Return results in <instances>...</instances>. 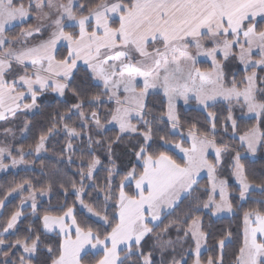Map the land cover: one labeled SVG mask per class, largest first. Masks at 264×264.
<instances>
[{"label": "snow or ice", "instance_id": "6c2138e0", "mask_svg": "<svg viewBox=\"0 0 264 264\" xmlns=\"http://www.w3.org/2000/svg\"><path fill=\"white\" fill-rule=\"evenodd\" d=\"M262 23L264 0H97L92 4L0 0V120L15 119L18 113L37 108L38 97L49 90L60 97L71 91L78 101L66 115L53 117L34 149L29 145L25 151L21 144L15 155L12 144L0 146V170L28 163L25 158L33 151L36 156L46 151V142L58 134L60 122H65L68 139L62 152L75 151L72 140L81 137L84 129L90 132V125L98 129L115 126L117 142L126 134L142 138L134 151L136 162L118 188L113 168L107 169L103 185L95 184L101 160L93 145L104 142L94 141L92 135L87 141L91 158L86 170L82 163L76 173L79 187L73 179L69 192L67 184L60 183L65 202L74 195L73 204L78 201L96 217V228L79 222L71 206L60 215H51L50 210L38 215L37 192L28 180L9 188L0 199V209L13 193L20 195V203L0 222V264H155L153 250H159L160 264H225L231 232L216 240L213 247L219 249L218 255L202 259L211 235L203 214L220 219L235 212L228 180L218 171L226 152L235 153L229 167L239 186L240 201L247 200L254 189L264 194V183L250 181L243 162L264 151V78L257 75V69L264 70ZM14 28L19 32L10 35ZM200 57L211 62L208 68L198 66ZM229 59L244 66L245 75L239 81L234 75L230 81L227 77L225 62ZM80 72L83 79L74 84ZM29 97L31 102L26 103ZM150 97L160 105L159 116L149 107ZM180 101L184 105L194 102L206 112L210 129L201 131L192 124L185 135L178 114ZM85 102L95 109L90 117L83 111ZM221 102L228 105L224 130L231 121V138L238 140L235 148L216 140V114L209 109ZM101 103L108 106L103 114L98 110ZM237 105L256 121L243 132L233 115ZM77 114L80 132L66 123ZM159 124L168 126L165 134H159ZM30 128L25 120L20 131ZM106 151L111 161V143ZM176 153L182 154L179 159ZM213 154L214 160L210 159ZM5 158L11 159V165L4 163ZM68 162L72 163L71 155ZM202 173L207 175L203 186ZM86 180L92 182L89 187L104 193L102 211L85 203ZM51 190L49 183L39 195ZM254 202L264 204V200ZM28 207L41 227L30 221L17 235L22 220L28 219L24 212ZM173 228L175 239L170 235ZM50 234L56 237L51 243ZM9 235L16 238L9 240ZM150 236L153 242L145 251L143 242ZM189 238L194 247L184 248ZM178 246L183 249L179 259ZM40 255L43 261L38 260ZM166 255L171 259L165 261ZM231 264H264V207L244 211L242 240Z\"/></svg>", "mask_w": 264, "mask_h": 264}, {"label": "trees", "instance_id": "16d2710c", "mask_svg": "<svg viewBox=\"0 0 264 264\" xmlns=\"http://www.w3.org/2000/svg\"><path fill=\"white\" fill-rule=\"evenodd\" d=\"M82 3L92 4L97 2V0H80ZM27 4V0H25ZM87 9H85L86 11ZM33 23V21H29ZM26 26V25H25ZM264 27V23L260 25ZM19 28H14L10 33L17 34ZM201 68H208L209 64L205 62H199L198 64ZM225 72L229 81L232 79L233 75L239 81L245 75V72L240 68V65L236 59H229L225 62ZM250 73L251 70H248ZM257 75L259 78H264V70L257 69ZM83 79V72L77 73L76 80L74 84H79ZM259 85V80H258ZM94 87L91 88V92H95ZM102 100L106 101V97H102ZM29 102V101H27ZM78 101L72 95L71 91L66 92L64 97H57L51 92L44 93L37 99V105L35 112L31 115L20 116V113L17 114L14 120L2 121L0 122V132L4 128H11V132L18 133L20 128L18 124L20 120L25 122L28 120L31 123V128L25 132V136L20 139L19 145L23 144L25 151L29 150V145L34 149L35 143L41 134V132H47V129L51 126L53 117L59 115H66L68 108ZM107 103H101L98 105V110L103 114L107 110ZM149 107L153 109L154 115H160V105L157 102L156 98H149ZM95 110L90 107L87 102L84 104L83 111L90 114ZM216 114V140L220 144H228L231 147L235 148L238 144V140L234 141L232 136V125L231 121L227 122V131L224 130L225 118L228 115V105L226 103H219L215 107L209 109ZM178 114L181 119V123L184 125V133L186 135L188 126L195 124L201 131H206L210 129V124L206 123L205 117L207 116L206 112L197 110L195 103L187 105V107L178 105ZM234 118L237 121V126L239 132L245 131L247 128L251 127L256 123L254 119L248 118L246 116V110L243 111L240 107L234 106ZM135 122V121H134ZM65 122L58 123V134L52 136L46 142V151H43V155L40 157L29 156L28 163L30 168L19 170V171H8L0 175V199H4L5 194L9 188L15 187L17 183H20L24 180L30 181L35 189L37 194L39 190L47 187L49 183L52 184V190L47 193V199L39 201V213L38 215L42 216L45 210H50L49 214L51 215H60L62 211H66L67 207L71 206L74 209V215L76 219L82 224L90 225L93 228H96L98 225L94 220L87 217L84 212H82L78 207V201L73 204L75 200L74 195H69L65 202L64 190L60 187V183L64 182L68 186L69 192H71V180L77 181V187H79V175H76L81 164L86 166L90 160L87 150V141L88 136L92 135V139L102 140L104 143L102 146L93 145V152L101 160V164L97 166L95 171L96 185H103L105 179L108 176L107 169L113 168L114 170V184L118 188L120 180L122 179L125 172L132 168L135 161L134 151L138 148L137 140L141 137L135 135L126 134L121 140L116 141L118 130L115 128H109L105 131H98L94 125H90V132L88 129L83 130L81 137L75 138L72 140L73 147L75 151L62 152L61 150L66 146L68 139L66 133L63 131V126ZM70 127H75L78 132L81 131L80 123L81 121L77 115H73L70 120L66 121ZM103 123V120H102ZM158 127L161 129L159 134H165L168 131V126L166 124H159ZM261 130L264 131V125L261 126ZM10 132V133H11ZM15 139H19L16 135L13 136ZM174 139H179V136L173 137ZM111 143L112 156L111 161L107 154V148ZM34 152V151H33ZM71 155L72 163L69 164L68 157ZM235 155L234 152H226L222 156V164L219 166L218 171L222 178H227L228 180V192L230 194L229 198L234 206V214L226 218H213L210 217L206 212L203 214V220L205 224V229L211 232L207 242L208 250L203 252L202 259L206 260L209 255H218L219 249L215 248L214 245L216 240H218L221 235L225 232H231V243L225 248V264H231L233 259V253L238 249L239 244L242 240V227H243V213L246 210L252 208L264 207V204H257L254 201L264 200V194L260 193L259 190H254L249 195L248 199L240 202L239 199V189L233 182V176L231 174V169L229 164L231 162V157ZM177 159L179 157L176 156ZM210 159L214 158L211 156ZM246 166L248 179L253 181L255 184L264 183V151L257 153L254 158L248 157L243 161ZM85 192L83 194V199L85 203L92 205L96 210H103V192H98L96 187H89L91 181H85ZM201 186L207 184V180L202 178L200 181ZM27 195V192L24 193ZM206 199V197H204ZM20 203V195H13L7 199L6 207L0 209V222L5 220L12 210H15ZM63 205V208H61ZM183 207V205H182ZM109 212L112 211L109 207ZM25 215L28 217L26 220H22L20 224V230L17 235L22 234L25 226L31 221L35 224L37 228H40V221L37 217L29 215L31 209H24ZM171 219V218H169ZM165 224L168 223L166 219ZM164 225H161V228ZM209 226H211L209 228ZM159 231V230H157ZM170 235L175 239L176 230L173 228L170 232ZM182 235V233H181ZM51 239L48 240L49 243L56 239L55 234H50ZM9 240H14L16 235H9L7 237ZM168 237L166 236L165 239ZM153 238L147 237L143 242L145 245V251L149 249V246L152 244ZM194 247V243L191 238L184 245V248ZM170 251V250H169ZM183 254V249L179 246L177 247L176 258L179 259ZM2 257H0L1 259ZM153 259L155 264H160L161 254L159 250H153ZM165 261L171 259V256L166 255L164 257ZM39 261L44 260V256L40 255L38 257Z\"/></svg>", "mask_w": 264, "mask_h": 264}, {"label": "rangeland", "instance_id": "374dc122", "mask_svg": "<svg viewBox=\"0 0 264 264\" xmlns=\"http://www.w3.org/2000/svg\"><path fill=\"white\" fill-rule=\"evenodd\" d=\"M65 2H67V0H65ZM33 22H34V21H33ZM9 34H10V35H15V33H9ZM221 59H222V57H221ZM199 61H200V62L208 63L209 65H210V63H211L206 57H200V58H199ZM237 61H238V60H237ZM238 63H239V61H238ZM239 65H240V68L244 71V66H243L242 64H240V63H239ZM249 70H251V69H249ZM48 92H51V91L49 90ZM46 93H47V92H46ZM51 93H52L53 95L57 96V97H60V96H59L58 94H56V93H53V92H51ZM27 101H29V102H27ZM27 101H25V102H26V103H30V102H31V98L29 97V99H28ZM221 103H223V102H221ZM179 105H182V106L187 107V105H184V104H183V101H180V102H179ZM195 107H196L197 110H200L196 105H195ZM35 110H36V108L33 109V110H31V111H28V112H20V116L31 115L32 113L35 112ZM245 110H246V109H245ZM200 111H201V110H200ZM246 116H247L248 118H250L247 114H246ZM9 120H14V119L10 118ZM0 122H2V120H0ZM23 125H24V122L20 120V123L18 124V128L21 129V128L23 127ZM94 126H95V125H94ZM95 127H96V126H95ZM109 128H115V129L118 130V128H116V127L113 126V125H106L105 129H98V128H96V129H97L98 131H105L106 129H109ZM15 135H16L19 139H15V138L13 137V136H15ZM24 136H25V132L22 133L21 131H18V133H13V132L10 133V132H9V133H7V134H5V133L2 131V132H0V146H3V145H5V144H12V145H13V153H14L15 155H18V153H16L15 149H16V147L19 146L20 139H22ZM41 155H43V151L40 153L39 156H36L35 152H33V155H32V156H34V157H40ZM181 155H182V154H180V153H176V156L179 157V158H180ZM212 157L214 158V154L212 155ZM249 157H250V158H254V157H251V156H249ZM28 158H29V156H27L25 159L28 161ZM4 163H5V164H8V165H11V159H10V158H5ZM28 168H30L29 163L21 164V165L16 166L15 168L9 167L7 170H0V175L6 173V172H8V171H19V170H24V169H28ZM202 178H205V179L207 180V175H206V173H202ZM233 182H234V184L237 186V188L239 189V186H238V184L236 183L234 177H233ZM254 190H257V189H254ZM254 190H253V191H254ZM14 195H17V193H14ZM45 199H47V195H46V194L43 195V196L37 194V203H38L39 201H43V200H45ZM217 199H219V197H217ZM240 202H243V201H240ZM30 203H31V202L29 201V205H30ZM78 207H79V209H80L82 212L85 213V215H86L87 217H89V218H91L92 220L96 221V217L91 216V215L87 212V210H86L84 207H82V206L80 205L79 202H78ZM26 209H31V208L28 207V208H26ZM231 215H232V214H231ZM231 215L225 213V214H223V217H222V218H226V217H229V216H231ZM213 218H215V217H213ZM204 252H205V251H204ZM1 259H2V258H1Z\"/></svg>", "mask_w": 264, "mask_h": 264}]
</instances>
